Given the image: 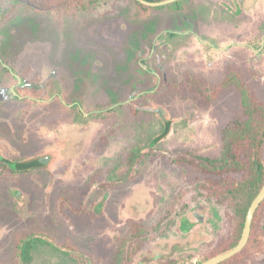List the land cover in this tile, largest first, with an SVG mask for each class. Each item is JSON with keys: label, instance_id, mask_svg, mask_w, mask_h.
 <instances>
[{"label": "rangeland", "instance_id": "374dc122", "mask_svg": "<svg viewBox=\"0 0 264 264\" xmlns=\"http://www.w3.org/2000/svg\"><path fill=\"white\" fill-rule=\"evenodd\" d=\"M1 12L3 155L48 150L59 160L49 173L0 168V264L30 236L48 243L34 247L31 264H111L131 243L132 264H199L215 241L235 238V210L179 162L220 156L223 132L243 118L241 95L228 86L202 106L182 87L218 86L234 66L264 100V0H97L62 17L16 3ZM139 68L157 87L128 100L131 84L148 80ZM156 111L173 121L162 141Z\"/></svg>", "mask_w": 264, "mask_h": 264}, {"label": "trees", "instance_id": "16d2710c", "mask_svg": "<svg viewBox=\"0 0 264 264\" xmlns=\"http://www.w3.org/2000/svg\"><path fill=\"white\" fill-rule=\"evenodd\" d=\"M0 0V12L2 9L13 8L17 4H26L41 12H53L58 17L76 14L94 7L97 0ZM141 8H149L131 0ZM149 2H160L165 0H146ZM182 0L169 4L172 7H179ZM8 14V13H7ZM7 14L0 13V24ZM140 67V65L138 66ZM139 70H141L139 68ZM145 73V86L140 88L132 83L133 93L128 95V100H134L141 92L149 94L153 92L158 84L155 73L149 70H141ZM235 86L241 95L242 119L236 120L223 132L222 152L217 158L195 157L193 162L180 160V170L187 171L190 166L195 173V177L206 182V194L215 196L219 200H226L230 207L235 210L236 222L239 224L235 238L227 237L212 250L211 257L226 253L234 248L241 239L247 212L252 201L258 195L264 185V161L262 152L264 149V100H259L245 86L234 66L228 68V75L224 81L215 87L204 85L203 81L190 83V87L183 85L182 92L190 96L189 91H198L192 95L193 100L199 105L209 106L217 98L219 92L228 87ZM146 110H149L147 108ZM152 110V109H151ZM161 122V134L156 141L164 140L171 132L172 120L165 112L156 111ZM189 164V165H188ZM8 163L9 170L13 169ZM235 174H241L239 179H235ZM238 202L239 206H238ZM243 202V203H241ZM132 231L140 229L138 223L132 222ZM136 235L130 234L129 240H133ZM31 239H23L17 247V254L20 261H12L5 264H29L33 251ZM253 243V244H252ZM136 249L135 243H131L129 248L120 247L116 249L111 264H132L133 251ZM264 258V201L255 213L251 235L248 244L242 252L222 264H246L254 260ZM170 264H176L175 262Z\"/></svg>", "mask_w": 264, "mask_h": 264}, {"label": "flooded vegetation", "instance_id": "af4514ba", "mask_svg": "<svg viewBox=\"0 0 264 264\" xmlns=\"http://www.w3.org/2000/svg\"><path fill=\"white\" fill-rule=\"evenodd\" d=\"M263 48H264V39L262 41V45L260 47V50H262ZM5 69H7L6 66H5ZM14 77L18 78V76H16L15 74H14ZM18 82L21 83L20 79L18 80ZM12 92L14 93V91H12ZM14 95L19 97V95H17L16 93H14ZM5 147H6V145L4 143L0 142V168L2 167L3 169H6L8 171L7 173H10L11 175H28V174H32V173L38 172V171H44V172L49 173L50 170L53 168V166L59 160L57 158V156L55 155V153H52V152H50L48 150L44 151V152L37 153V154L32 155V156H24L22 158H10V157H7V156L3 155L4 152H5ZM8 163L12 164V166H13L12 168L13 169L9 170ZM20 195H21V192H18L17 196H20ZM24 199L25 198H22L23 204H24ZM67 206L70 207V204H68ZM190 227L191 226H189V228ZM24 239H27V240L31 239L32 240L31 242H32V245H33L32 246L33 247V251H32L31 257L33 256L34 247L36 245H38V243H44V242L47 243L46 241H44V240H42L40 238H37V237H33V236L26 237ZM220 242H221L220 239L215 241L212 244L213 247L210 249L209 252L214 250L217 247L216 245H219ZM210 246L211 245H209V247ZM17 247H18V245H17ZM17 247H16V250H15V255H14L15 259H14V261L16 260L18 262V261H20V259L18 258ZM222 254H224V253H222ZM218 255H220V254H218ZM213 257H215V256H213ZM213 257H210L207 260H209V259H211ZM207 260H205V261H207ZM31 263H32V258H31V261H30L29 264H31ZM262 264H264V263H262Z\"/></svg>", "mask_w": 264, "mask_h": 264}, {"label": "water", "instance_id": "95a60500", "mask_svg": "<svg viewBox=\"0 0 264 264\" xmlns=\"http://www.w3.org/2000/svg\"><path fill=\"white\" fill-rule=\"evenodd\" d=\"M136 1L142 5L150 7V8H158V7H163V6L175 3L179 0H165V1H160V2H149L146 0H136ZM263 201H264V185L250 205V208L247 212L243 233H242L241 239L238 242V244L233 249H231L230 251H228L224 254L217 255V256H215V257H213L207 261H204L200 264H221V263L231 259L235 255L239 254L240 252H242L243 249L248 244V241L250 239L252 223H253L255 213Z\"/></svg>", "mask_w": 264, "mask_h": 264}]
</instances>
